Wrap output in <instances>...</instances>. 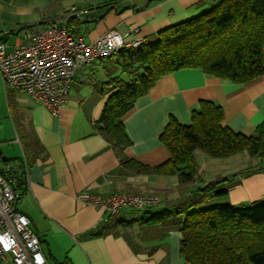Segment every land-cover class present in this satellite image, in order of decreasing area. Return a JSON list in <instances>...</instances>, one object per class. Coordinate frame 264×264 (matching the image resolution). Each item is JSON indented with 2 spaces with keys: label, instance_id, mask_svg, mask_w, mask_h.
Returning <instances> with one entry per match:
<instances>
[{
  "label": "crops",
  "instance_id": "obj_1",
  "mask_svg": "<svg viewBox=\"0 0 264 264\" xmlns=\"http://www.w3.org/2000/svg\"><path fill=\"white\" fill-rule=\"evenodd\" d=\"M40 1L0 0V12L33 17L42 6L37 5ZM48 1L45 5L59 3L55 13L72 6L80 10L73 29L87 44L112 30L126 34L136 28L147 43H156L161 31L198 17L215 4L214 0ZM5 32H9L4 39L8 50H12L21 41L20 34L16 29L0 27V33ZM111 67L103 59L78 70L69 98L58 115L26 93L5 87L11 110L7 121L15 129L22 154L14 159L1 155L0 168L22 161L24 153L29 159L26 182L20 181L17 186L16 208L30 218L32 228L40 236L47 264H185L179 231L163 223L148 225L136 221L150 210L178 211L180 207L166 205V201L176 204L178 200L190 199V193L201 185L187 190L175 176L133 173L121 166L110 144L95 132L108 98L116 92L100 94V84L108 81L106 71ZM203 101H212L223 109L224 126L236 134L251 136L264 121V75L242 84L199 69H186L162 78L124 117L132 141L126 155L149 167L166 163L170 154L160 141L161 135L172 118L181 125H191L193 112L200 109ZM37 145L45 153H39ZM196 157L201 170H214L207 177L202 172L203 184L226 178L239 182L232 187V183L224 184L230 205L264 199V172L240 177L244 173L233 171L231 166L235 161L247 165L251 158L246 152L221 164H215V158L203 152ZM83 191L102 197L115 193L159 195L162 202L143 210L125 207L119 215L108 216L78 201L77 196ZM102 225H106V235L89 237Z\"/></svg>",
  "mask_w": 264,
  "mask_h": 264
},
{
  "label": "trees",
  "instance_id": "obj_2",
  "mask_svg": "<svg viewBox=\"0 0 264 264\" xmlns=\"http://www.w3.org/2000/svg\"><path fill=\"white\" fill-rule=\"evenodd\" d=\"M214 3L210 11L161 31L156 43L145 41L138 48L126 47L106 58L112 67L106 71L108 81L100 84V94L116 92L108 98L95 124V132L110 144L123 168L139 175L175 176L187 190L201 185L190 194L201 193L205 199L212 192L214 196H227V189L218 190L222 184L232 182L226 178L203 184L197 153L229 158L246 152L259 165L244 174L264 172V121L251 136L236 134L224 126L223 109L212 101H203L193 112L191 125L171 119L160 137L170 158L160 166L149 167L126 155L132 141L123 120L159 80L182 70L199 69L237 84L264 75V0ZM75 20L68 27L77 36ZM38 149L45 153L41 146ZM201 204L198 202L196 209L188 213L181 208L162 213L150 210L136 222L163 223L179 231L185 264H264V201L206 208ZM105 227L95 228L89 237L106 235Z\"/></svg>",
  "mask_w": 264,
  "mask_h": 264
},
{
  "label": "built area",
  "instance_id": "obj_3",
  "mask_svg": "<svg viewBox=\"0 0 264 264\" xmlns=\"http://www.w3.org/2000/svg\"><path fill=\"white\" fill-rule=\"evenodd\" d=\"M80 14L73 6L42 23L19 28L21 41L12 50L3 40L9 32L0 33V75L6 89L22 91L58 115L78 70L146 41L136 28L126 34L112 30L87 44L68 27ZM27 172L25 156L0 168V264H47L40 236L30 218L16 208L17 186L26 182ZM77 199L108 216L119 215L125 207L146 209L161 202L155 196L115 193L102 197L88 191L78 194Z\"/></svg>",
  "mask_w": 264,
  "mask_h": 264
},
{
  "label": "rangeland",
  "instance_id": "obj_4",
  "mask_svg": "<svg viewBox=\"0 0 264 264\" xmlns=\"http://www.w3.org/2000/svg\"><path fill=\"white\" fill-rule=\"evenodd\" d=\"M38 1H40V0H38ZM47 2H49V1L48 0H42V1H40V3H37L38 6H39V4L42 3V6L36 10V12H35L36 14L33 15V17H29V18H22V17L10 15L7 13V11L6 12H0V27L9 28V29H16V31H18L20 27H25L26 25H32L31 23H33L35 21H37L38 23L44 22L47 19V17L53 15L55 13L54 12L55 9H57L59 7V3L55 4V2H54L53 5H51V4L45 5V3H47ZM60 10H63V9H60ZM13 43H14V38L11 39V44H13ZM0 80L2 82V88L0 87V157H1V155H3L4 159H14L16 157L21 156L22 151H21L20 143H19L18 138H17L18 136L15 133V129L13 126L11 127L7 121L8 117H9L8 116L9 111H11V110H9V107H8V103H7L6 96H5V86H4L3 80L1 78V75H0ZM2 89H3V93H2ZM12 111H14V108H12ZM15 116H13V117L15 118ZM16 123L19 124L17 120H16ZM201 153L202 152H198L197 154L200 155ZM235 156H237V155H235ZM232 157H234V156H232ZM230 158L231 157H229V158H215V160H216L215 164L224 163V162H226V160H230ZM0 161H2L1 158H0ZM229 162H231V160ZM239 165L240 164H238V162H236V161L234 163H232L231 166L234 168L233 171L236 170L235 172H237V171H240L243 173L245 172V174H246V171H248L249 169H253V168L257 167L259 165V161L250 159V161L247 165H244V166L240 165V167H239ZM212 167H215V165ZM208 169H211V166H209ZM202 170H203L202 171L203 175L206 177L211 175V173L214 171V170H204L203 168H202ZM216 170H218V169H216ZM245 174L244 175L240 174V175H243L240 177L249 176V175H245ZM250 175H252V174H250ZM219 179H221V178H219ZM238 183L239 182H237V181H233L230 187H232ZM182 187L186 188V186H182ZM226 187L227 186L222 184L220 186L218 192L226 190L227 189ZM135 195H143V194H135ZM183 195H185V194H183ZM202 195L203 194H201V193H193L191 196L189 195L190 199L178 200L179 202H176V204L173 202H170V201H166V205L170 204V205L178 206L186 212L187 211L191 212L192 210H195L196 209L195 206H197L198 202H200V201H202V204L204 205V206H202L203 208L213 207L215 205H225V206L230 205V203L227 202L226 196L225 197L214 196L215 193L212 192L211 194H209V196H208L209 198L205 199V198H203ZM145 196H155V197L158 196V198L161 200V197L159 195H145ZM259 201H264V199L259 200ZM161 202H162V200H161ZM171 203H173V204H171ZM252 203H254V202H251V201L244 202L242 204H239V206L250 205ZM163 205H165V203ZM163 205H159L158 207L163 206ZM187 206H190V207H187ZM136 209H138V208H136ZM146 209H148V208H146ZM141 210H143V209H141ZM136 212L139 213V211H136Z\"/></svg>",
  "mask_w": 264,
  "mask_h": 264
}]
</instances>
